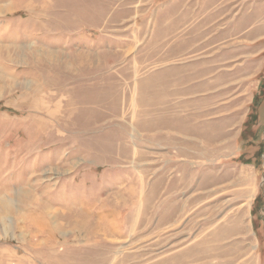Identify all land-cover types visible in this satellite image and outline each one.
I'll return each mask as SVG.
<instances>
[{
	"label": "rangeland",
	"instance_id": "374dc122",
	"mask_svg": "<svg viewBox=\"0 0 264 264\" xmlns=\"http://www.w3.org/2000/svg\"><path fill=\"white\" fill-rule=\"evenodd\" d=\"M263 80L264 0H0V264H264Z\"/></svg>",
	"mask_w": 264,
	"mask_h": 264
},
{
	"label": "bare ground",
	"instance_id": "6f19581e",
	"mask_svg": "<svg viewBox=\"0 0 264 264\" xmlns=\"http://www.w3.org/2000/svg\"><path fill=\"white\" fill-rule=\"evenodd\" d=\"M208 33V31L207 30H203L202 31V35L203 36H205L206 34ZM221 103V102H220ZM222 104V103H221ZM218 105H219V103H218ZM217 106V105H216ZM211 108V107H210ZM213 108V107H212ZM209 109V108H208ZM224 181L223 182H225V184H223L222 186L224 187V188H227V187H229V186H231L230 184H232L233 183V181L235 180V178H234V175H232V174H227V175H225L224 176V179H223ZM229 185V186H228ZM221 186V187H222ZM222 187V188H223ZM181 208H182V211H183V215H185L186 214V205H184V203H183V205L181 206ZM112 211V210H111ZM208 210H207V207H206V210L204 209L203 210V213H202V216H203V218H204V222L203 223H210V222H212V220H213V218L211 217V216H209V215H207L206 214V212H207ZM109 212V213H108ZM105 213V212H104ZM107 213L108 214H110V211H107ZM112 214L114 213L113 211L111 212ZM116 213V212H115ZM114 213V214H115ZM111 214V215H112ZM117 215V214H116ZM119 215V214H118ZM107 216V215H106ZM233 217V216H232ZM236 218H237V215H235L234 214V218H233V228H234V230H236V231H239V232H244V230H246L245 229V227H244V225H243V223H240V226H237L236 224H235V220H236ZM113 219V218H112ZM109 220V219H108ZM111 220V219H110ZM242 219H240V221H241ZM243 222V221H242ZM110 227V226H109ZM113 229V228H112ZM115 230V229H114ZM115 233V232H114ZM245 233V232H244ZM116 234V233H115ZM238 237V236H237ZM235 238V237H234ZM228 240V239H227ZM233 250H234V257H235V260L234 259H228V261H226V263H224V262H222V264H227V263H230V264H232V263H234V261L237 263V264H246V261L243 259V260H239L238 261V259L239 258H237V257H240V254H243L242 253V251H240L238 248H233L232 250H230V251H228V250H223L222 248L221 249H219V251H218V257H219V259H221L222 257H224L227 253H233ZM231 256H233V255H231ZM237 256V257H236ZM204 258H206L205 256L203 257V258H201V259H204ZM228 258V257H227ZM210 259V258H209ZM198 261V260H197ZM215 262V261H214ZM218 264L219 263H221V262H218V261H216ZM215 262V263H216ZM200 264V263H199ZM207 264V263H206Z\"/></svg>",
	"mask_w": 264,
	"mask_h": 264
},
{
	"label": "trees",
	"instance_id": "16d2710c",
	"mask_svg": "<svg viewBox=\"0 0 264 264\" xmlns=\"http://www.w3.org/2000/svg\"><path fill=\"white\" fill-rule=\"evenodd\" d=\"M260 88H261L263 95H264V80L262 81Z\"/></svg>",
	"mask_w": 264,
	"mask_h": 264
}]
</instances>
